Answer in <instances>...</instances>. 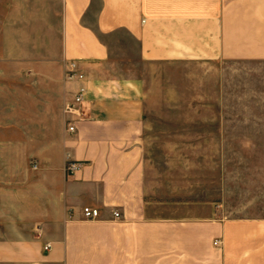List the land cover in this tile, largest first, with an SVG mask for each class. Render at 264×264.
Returning a JSON list of instances; mask_svg holds the SVG:
<instances>
[{"label": "crops", "instance_id": "crops-1", "mask_svg": "<svg viewBox=\"0 0 264 264\" xmlns=\"http://www.w3.org/2000/svg\"><path fill=\"white\" fill-rule=\"evenodd\" d=\"M0 264H264V0H0Z\"/></svg>", "mask_w": 264, "mask_h": 264}, {"label": "built area", "instance_id": "built-area-1", "mask_svg": "<svg viewBox=\"0 0 264 264\" xmlns=\"http://www.w3.org/2000/svg\"><path fill=\"white\" fill-rule=\"evenodd\" d=\"M68 78L69 79H73V78H77L79 80L83 79V75L79 74L77 72V70L74 68V65L72 66V69L68 72ZM84 101V94H83V89H80L75 95H74V99L71 103H69L67 105V113L68 114H75V112L77 111L78 107L83 103ZM75 130V126L74 125H68V131L70 132H74ZM81 164L80 163H76V162H69L67 164V171L68 174H74L76 171H78L81 168ZM36 167V165H35ZM116 217H119V213H114ZM83 215L85 218L87 219H98L99 215H100V211L97 208H91V207H85L83 209ZM219 242L216 241L214 244L217 245ZM49 246L47 245L45 247V249H48Z\"/></svg>", "mask_w": 264, "mask_h": 264}, {"label": "rangeland", "instance_id": "rangeland-1", "mask_svg": "<svg viewBox=\"0 0 264 264\" xmlns=\"http://www.w3.org/2000/svg\"><path fill=\"white\" fill-rule=\"evenodd\" d=\"M121 42H122V40H120V44H121ZM120 57H123L121 54H118ZM155 144V143H154ZM160 144H162V145H164L165 143H158L157 145H160ZM152 151L155 153V152H159V153H155V155H157L158 156V160L160 159V157H161V155H163V158H164V151H155L154 150V148L152 149ZM152 152V153H153Z\"/></svg>", "mask_w": 264, "mask_h": 264}]
</instances>
